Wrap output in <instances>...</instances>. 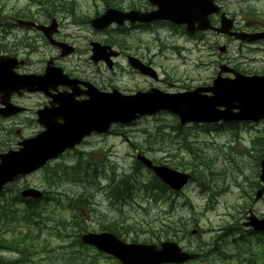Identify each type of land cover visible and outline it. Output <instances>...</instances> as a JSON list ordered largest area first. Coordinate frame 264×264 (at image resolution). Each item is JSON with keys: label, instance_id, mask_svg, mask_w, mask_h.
Masks as SVG:
<instances>
[{"label": "rangeland", "instance_id": "obj_1", "mask_svg": "<svg viewBox=\"0 0 264 264\" xmlns=\"http://www.w3.org/2000/svg\"><path fill=\"white\" fill-rule=\"evenodd\" d=\"M121 1L78 0L74 14L61 15L56 7L49 8V12L56 13L60 20L59 38L75 43L82 49L88 39H101L88 25V19L101 13L106 4L121 8ZM27 3L26 0H0V21H3L2 17H8L12 10L26 8ZM217 3L240 27L247 28L252 21L259 22L260 15L264 14V0H218ZM35 9L30 6L31 12ZM248 9L257 12L258 16L252 17V21L245 15ZM108 32L106 36L130 35L131 40L140 46L139 53L144 59L153 62L160 79L168 87L173 85L176 88L170 89V92L209 86L221 65L249 75L264 74V43L251 47L212 32L191 37L178 26L174 29L159 26V29L151 28L147 31L135 29L129 33L120 29ZM2 35L4 33L0 30V39ZM223 46L226 52L222 54L218 48ZM47 50L51 52L50 48ZM37 52L40 54L42 51L37 48ZM58 65L67 73L77 68L90 78L102 79L108 76L103 67L90 65L87 56L80 51L60 61ZM117 77L120 78L119 75ZM122 85L128 88L146 86L141 80ZM1 125L7 129V124ZM178 126L177 118L165 113L142 118L130 127H113L111 134L91 136L78 151L79 154L85 153L84 156L66 154L55 161L56 166L52 170L72 167L77 160L86 162L88 159L98 164V170L108 178L98 179L94 186L91 180L90 183L84 182V185L77 184V180L68 179L65 173L59 174L57 185L45 182L44 171L27 178L29 184L54 194L51 199L59 200V203L46 200V203L41 204L44 218L40 224V240L32 246L28 255H23L27 264H117L110 257L98 256L96 251L78 246L77 233L80 227L71 224L74 215L83 230L98 232L101 227L110 225L122 234L125 241L135 239L139 243L149 242L148 237L157 236L156 232H149L165 218L179 221L177 229L185 225L186 230L182 233L175 231L168 238L162 239L177 242L185 250L201 251L203 255H208L206 259L187 264H252L260 256L257 243H261L262 240L258 238L262 237L243 227L242 223L250 210L257 217L264 218V198L260 202L253 201L255 183L258 182L256 163L264 145V121L255 124L252 131L250 127L244 131V126H228L224 130L217 126L196 124L181 129ZM25 132L31 133L32 129L28 128ZM233 134L239 136L241 141L236 144V151L230 152L227 144ZM184 144L189 150H184ZM136 151L142 152L150 160L187 172H190L187 164L192 161V153H198L216 175L206 178L203 174L210 170L199 171L204 179L196 176L178 195L172 196L170 205L146 201L139 194H134L127 202L119 205V198L113 199L110 195L109 185L133 170ZM196 169L201 167L196 165ZM239 169L241 173L238 174ZM221 170L226 173L217 175ZM230 170L232 172L227 178ZM90 172L91 168L88 170ZM140 172L144 177L148 176L147 171ZM202 186L206 190H202ZM82 193L88 197L87 203L79 199L75 204L76 209L69 207L68 200H77ZM169 195L172 193L160 197L167 200ZM154 196L159 197L156 193ZM1 199L6 201V206H12L8 209H24V205L18 203L13 194L5 193ZM64 221L66 224H62ZM11 229L9 224L4 229L0 228L4 236L9 237L25 231L26 227L19 225L17 231ZM194 229L197 234L192 236L190 232ZM214 248H217V252ZM17 258L15 254L0 250V260L3 262ZM255 264H264V261L258 260Z\"/></svg>", "mask_w": 264, "mask_h": 264}, {"label": "water", "instance_id": "obj_2", "mask_svg": "<svg viewBox=\"0 0 264 264\" xmlns=\"http://www.w3.org/2000/svg\"><path fill=\"white\" fill-rule=\"evenodd\" d=\"M151 6L157 8L148 15L123 14L116 10H107L102 16L91 21L95 28H105L113 22L122 23L147 22L152 20H168L178 25H185L189 34L196 31L212 30L217 34H224L243 41H253L259 36L238 34L232 32L233 20L224 13L220 15V27H213L209 17L219 14L220 8L213 0H148ZM62 54L66 55L73 50L62 44ZM94 50L92 60L107 59L105 48ZM221 52L225 49L220 48ZM222 72H231L234 79H222ZM11 73L0 71V91L9 93V88H25L33 90L55 88L57 85H67L66 77L58 69H48L43 77L23 76L17 79ZM209 93L210 95H206ZM73 95V94H72ZM73 98L63 96L54 99L58 105L55 116L63 122L54 124L50 119L43 118L41 123L46 132L27 146L16 156L6 157L0 164V189L15 175L25 174L41 167L48 159L54 158L67 148H72L80 142L82 137L92 131L105 133L111 123L128 125L135 119L154 115L166 111L176 115L180 123H216L219 121H257L264 119V76H242L225 66L213 80L212 86L197 88L191 92L178 94H164L160 92L137 93L125 96L117 91L111 94L91 92L89 99L78 103ZM237 111V112H234ZM137 159L152 170L154 174L173 190L179 191L188 181V176L177 173L164 166H154L144 157ZM260 179L264 183V155L261 161ZM264 192L260 190L256 199ZM23 197H40L41 193L35 190H26ZM255 231L264 232V220L250 218L247 224ZM84 244L96 247L98 250L114 256L121 264H162L182 263L192 257L184 254L174 243H162L160 247L126 244L109 233L85 234L81 236Z\"/></svg>", "mask_w": 264, "mask_h": 264}, {"label": "flooded vegetation", "instance_id": "obj_3", "mask_svg": "<svg viewBox=\"0 0 264 264\" xmlns=\"http://www.w3.org/2000/svg\"><path fill=\"white\" fill-rule=\"evenodd\" d=\"M123 3H124V11H132V10L150 11L151 9L148 6V3L146 0H124ZM30 14L22 15L23 18H18V19H25L29 22H34V23L36 22L37 24H43V25L48 24V22L43 23L42 21L40 23L39 21L36 20L35 17L33 16L30 17L31 16ZM257 16L258 15L255 10L253 9L249 10L248 17L250 20L252 17H257ZM18 19L11 17L9 18V21L13 23V26L18 28L19 26H17L14 23V20H18ZM155 24L156 23L132 24V25L125 24L124 28L126 27L125 30L129 32L131 30H135L136 27L147 31L148 29L153 28ZM58 26H59V23H58ZM20 28H23V27H20ZM29 29L36 30L32 27H30ZM30 30H27V31H30ZM36 31H35L34 36L26 35L24 37L25 45H28L31 43V42H28V40L30 41L32 40L33 44H37L38 42H40L44 47L48 48V45L46 41L44 40L42 34ZM235 31L247 32V33H252V34L264 33V14L262 13L260 15L259 22L252 21L248 28L236 26ZM103 33L104 32L100 34H103ZM115 39H120V43L119 44L113 43L112 40H115ZM61 41H65V40L62 39ZM99 42L102 44L106 43L105 45H108L111 48H114V49L116 48L119 55L118 57L113 59L112 69H108L102 62L93 65L96 67H103L106 70V73L110 74L108 77H103L102 79H97V78H92V77L90 78L89 76L85 75L84 72L80 70H75L74 72L69 73L70 77L75 78L80 82L77 86L78 88L77 91L80 94L87 91V85L85 84L93 85L94 87H96L98 90L102 92H108V91H112L113 89H117L121 91L122 93H133L137 91L139 88L131 89V88L123 86L122 84L129 82V81H136V80H141L143 83L146 84V87L142 88L141 90H146V89L149 90L152 87H156L159 89L163 88L167 91L168 85H166L165 81H162L161 79H158V78L151 79L149 77L142 76L128 65V58L134 57L135 59L139 60L140 62H143L144 64L148 66H151V67L153 66L152 61L145 60L144 57L139 53L140 46L136 45L135 41L131 40L130 35L112 37V38L105 36V38L104 37L101 38ZM260 43H264V40H259L250 46L256 47V45ZM53 49L55 51V56L49 57L48 51H44L39 54L37 51L30 49V48L24 49V51H22V50L15 49V46H13L12 49H10L11 51H4L1 49L0 56L7 54L12 57H16L20 61L19 62L20 64L16 65L15 72L19 74L41 75L44 69L46 68V66L48 65L49 60H51V62H53L55 65H58L57 63L60 61V58L57 55L58 53L57 50L55 48ZM79 51H80L79 47L75 45L74 52L78 53ZM83 52L86 53V55L89 54L90 41H87V44L84 46ZM121 63H124L123 64L125 65L124 68H121L122 67ZM116 70H118V72ZM116 74H119V75L122 74L124 75V77L122 78L115 77ZM124 80H126V82H124ZM58 90L61 92L66 91L65 88H59ZM84 99H85L84 97H80L77 100L81 101ZM10 103L12 106L16 107L17 109L20 108L23 111L21 113H16V114L12 113L4 117L0 116V155L10 150H17L19 143H21L23 140L27 138H31L35 136L41 131V127L37 123V116L40 110L43 111L44 117L48 116L45 109L49 105V98L46 95H43L40 93H23L22 91H20L17 94L11 95ZM16 108H14V110ZM0 109H2L1 106H0ZM7 112L10 113L14 111L9 109L7 110ZM2 123L7 124V129H4V126L1 125ZM28 128L32 129L31 133L25 132ZM84 143L85 141L83 142V144ZM19 179H22V178H19ZM17 180H15L13 184L17 183L18 182Z\"/></svg>", "mask_w": 264, "mask_h": 264}, {"label": "trees", "instance_id": "obj_4", "mask_svg": "<svg viewBox=\"0 0 264 264\" xmlns=\"http://www.w3.org/2000/svg\"><path fill=\"white\" fill-rule=\"evenodd\" d=\"M135 171L133 173L127 174L124 177H121L118 182L114 181V186L112 188V195L114 197L121 196L123 199H129L134 194H142L148 200H161L160 195L168 190L163 184H161L154 176H150L146 180H142L139 176V172L137 171L140 167L139 164L135 163ZM191 169H194L193 167ZM78 176H84L87 172L78 170L76 171ZM194 173H196L194 169ZM154 193H156L159 197H155ZM79 199L82 201H87V197L82 193L79 195ZM31 204V207H29ZM27 209L23 214L20 215L19 211H9L7 209H0V224L7 223L10 221L11 223L15 222H23L28 226H32L33 229L37 231L40 228V224L43 220L42 209L36 207L34 202H30L27 204ZM20 215V216H19ZM64 228V227H63ZM154 230L151 229L149 233L154 234L157 233L155 237H148L149 241L159 242L163 237L170 236L169 225L162 226L160 229L158 227H153ZM108 231L117 233L114 228H110L108 226ZM81 230H83L81 228ZM39 239V235L33 234V230L27 229L24 233H19L17 236L12 237L11 239H6L3 236V233L0 231V247H4L5 249H10L12 251H16L18 253H29L28 242L31 244L32 242ZM261 258L264 261V248L260 252ZM259 258V259H261ZM258 259L255 260V263Z\"/></svg>", "mask_w": 264, "mask_h": 264}, {"label": "bare ground", "instance_id": "obj_5", "mask_svg": "<svg viewBox=\"0 0 264 264\" xmlns=\"http://www.w3.org/2000/svg\"><path fill=\"white\" fill-rule=\"evenodd\" d=\"M133 168H136L134 164H133Z\"/></svg>", "mask_w": 264, "mask_h": 264}]
</instances>
